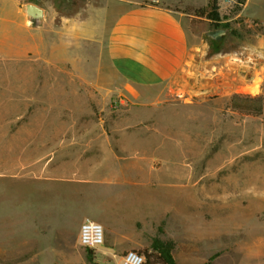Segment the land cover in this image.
I'll return each instance as SVG.
<instances>
[{
  "label": "rangeland",
  "instance_id": "374dc122",
  "mask_svg": "<svg viewBox=\"0 0 264 264\" xmlns=\"http://www.w3.org/2000/svg\"><path fill=\"white\" fill-rule=\"evenodd\" d=\"M208 19L191 21L185 69L142 100L94 93L69 63L0 57V264H120L155 238L178 264H264V101L231 108L233 93L264 98V59L207 36ZM84 219L103 227L90 253Z\"/></svg>",
  "mask_w": 264,
  "mask_h": 264
},
{
  "label": "crops",
  "instance_id": "0c3cea01",
  "mask_svg": "<svg viewBox=\"0 0 264 264\" xmlns=\"http://www.w3.org/2000/svg\"><path fill=\"white\" fill-rule=\"evenodd\" d=\"M33 3L43 9L39 24L27 20L24 0H0V57L36 54L69 63L84 72L82 84L94 93L136 101L185 69L199 38L191 21L207 18L185 8L207 7L210 0H86L69 14ZM224 10L214 21L228 23L227 35L248 57L264 59V0H238ZM263 68L264 62L255 70Z\"/></svg>",
  "mask_w": 264,
  "mask_h": 264
},
{
  "label": "trees",
  "instance_id": "16d2710c",
  "mask_svg": "<svg viewBox=\"0 0 264 264\" xmlns=\"http://www.w3.org/2000/svg\"><path fill=\"white\" fill-rule=\"evenodd\" d=\"M31 1V0H26ZM75 2V1H74ZM217 0H210L207 7H199L192 9L190 7L185 8V12H191L196 16L208 17L209 19H219ZM221 28H227L228 23H222ZM264 98L261 95H249L242 93H233L231 96V108L245 113H250L253 115H259L262 111ZM174 243L172 240H160L155 238L152 243V252H145V261L143 264H178L173 258L171 252L173 250ZM88 249L90 253L94 249Z\"/></svg>",
  "mask_w": 264,
  "mask_h": 264
},
{
  "label": "built area",
  "instance_id": "2783aa9c",
  "mask_svg": "<svg viewBox=\"0 0 264 264\" xmlns=\"http://www.w3.org/2000/svg\"><path fill=\"white\" fill-rule=\"evenodd\" d=\"M238 0H217L218 9L230 10L237 4ZM79 244L85 248L96 249L104 242L103 227L99 222L91 219H84L78 232ZM145 257L142 253L130 249L121 256L120 264H143Z\"/></svg>",
  "mask_w": 264,
  "mask_h": 264
},
{
  "label": "water",
  "instance_id": "95a60500",
  "mask_svg": "<svg viewBox=\"0 0 264 264\" xmlns=\"http://www.w3.org/2000/svg\"><path fill=\"white\" fill-rule=\"evenodd\" d=\"M26 18L29 22L39 24L43 18V9L33 2L25 4ZM228 31V28H217L208 31L206 34L212 39L224 35Z\"/></svg>",
  "mask_w": 264,
  "mask_h": 264
},
{
  "label": "bare ground",
  "instance_id": "6f19581e",
  "mask_svg": "<svg viewBox=\"0 0 264 264\" xmlns=\"http://www.w3.org/2000/svg\"><path fill=\"white\" fill-rule=\"evenodd\" d=\"M60 112V111H59ZM54 114H56V113H54ZM59 120V119H58ZM58 123V122H57ZM55 127V126H54ZM24 142V141H23ZM36 151V150H35ZM26 152V151H25ZM28 153V152H27ZM29 154V153H28ZM30 156V155H29Z\"/></svg>",
  "mask_w": 264,
  "mask_h": 264
}]
</instances>
